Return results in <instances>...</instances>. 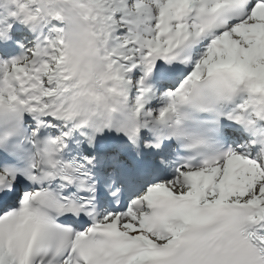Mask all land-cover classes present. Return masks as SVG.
<instances>
[{"label":"snow or ice","instance_id":"snow-or-ice-1","mask_svg":"<svg viewBox=\"0 0 264 264\" xmlns=\"http://www.w3.org/2000/svg\"><path fill=\"white\" fill-rule=\"evenodd\" d=\"M11 2L0 264H264V0Z\"/></svg>","mask_w":264,"mask_h":264},{"label":"clouds","instance_id":"clouds-1","mask_svg":"<svg viewBox=\"0 0 264 264\" xmlns=\"http://www.w3.org/2000/svg\"><path fill=\"white\" fill-rule=\"evenodd\" d=\"M10 38L11 37L8 35V39H10ZM255 107L258 108V109L264 110V106L260 105L259 103H257L255 105ZM203 118L212 119L213 117L210 114H207V116L206 117H203Z\"/></svg>","mask_w":264,"mask_h":264},{"label":"rangeland","instance_id":"rangeland-1","mask_svg":"<svg viewBox=\"0 0 264 264\" xmlns=\"http://www.w3.org/2000/svg\"><path fill=\"white\" fill-rule=\"evenodd\" d=\"M4 1H6V0H4Z\"/></svg>","mask_w":264,"mask_h":264}]
</instances>
